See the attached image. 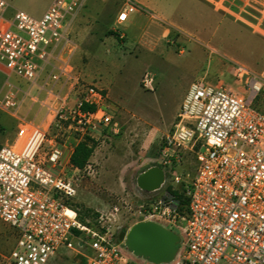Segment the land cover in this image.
I'll return each instance as SVG.
<instances>
[{
    "label": "built area",
    "instance_id": "2783aa9c",
    "mask_svg": "<svg viewBox=\"0 0 264 264\" xmlns=\"http://www.w3.org/2000/svg\"><path fill=\"white\" fill-rule=\"evenodd\" d=\"M211 3H222L231 15L232 8L264 14V0ZM84 4L53 0L41 17H34L0 0V72L5 77L0 110L18 122L15 139L0 147V221L16 233L10 252L0 253V264H48L63 248L79 264H150L114 238L103 217L85 223L70 203L77 192L64 177L70 165L64 150L118 129L108 94L83 82L71 65L75 43L69 30ZM139 10L135 0H124L116 29ZM233 77L246 94L221 82L191 86L156 159L166 175L187 151L198 162L185 193L188 211L181 213L179 202L168 195L143 220L181 237L174 261L167 264H264V112L255 105L264 74L236 66ZM15 80L35 91L26 96L44 112L48 125L20 113L22 88ZM142 85L153 90L154 77L145 74Z\"/></svg>",
    "mask_w": 264,
    "mask_h": 264
},
{
    "label": "rangeland",
    "instance_id": "374dc122",
    "mask_svg": "<svg viewBox=\"0 0 264 264\" xmlns=\"http://www.w3.org/2000/svg\"><path fill=\"white\" fill-rule=\"evenodd\" d=\"M5 1L34 17L42 14L50 2ZM151 2L164 9L181 28L163 41L154 42L155 51L148 45L146 33L157 34L158 24L142 18L128 29L117 30L106 16L104 8H110L104 0L85 3L69 30L70 39L78 46L71 65L83 74L85 83L108 94L118 124L116 133L107 130L90 141L94 153L83 170L67 166L64 177L77 192L70 203L85 221L94 223L103 217L111 234L119 239L145 219L152 205L168 196L169 188L186 192L197 175L196 157L187 151L181 163L166 175L160 190L144 192L137 185L138 176L156 166L161 145L173 129L191 84L207 75L208 85L222 81L246 94L233 77L235 67L264 74V14L248 10L246 14L232 8L231 15L223 11L222 3L213 6L204 0ZM109 31L117 35L121 32L123 38H108ZM101 45L104 54L94 59L89 51ZM145 74L154 77L153 90L143 87ZM2 80L0 75V86ZM255 105L264 112V88ZM15 128L16 123L0 111V147L7 137L13 139ZM64 141L60 136L59 143ZM70 143L73 145V141ZM173 176H178L181 183L176 184ZM15 241V231L0 221V253L10 252ZM48 264L79 263L72 252L63 248Z\"/></svg>",
    "mask_w": 264,
    "mask_h": 264
},
{
    "label": "crops",
    "instance_id": "0c3cea01",
    "mask_svg": "<svg viewBox=\"0 0 264 264\" xmlns=\"http://www.w3.org/2000/svg\"><path fill=\"white\" fill-rule=\"evenodd\" d=\"M52 1L53 0H50L49 4L45 8L44 12L42 14L38 15L37 17H41L47 11V9L49 8V6L52 3ZM88 1L89 0H85V3H88ZM104 1L107 2L108 7L110 8V10H108V8L107 9L104 8L105 11H106V16L109 19L110 23H112V26H116V20H117L118 14L123 10V1L124 0H104ZM119 1L121 2V4H118ZM135 1L137 2L138 6H139V8L141 10H139L135 14L130 15L128 21L122 27H124L125 29H128L131 25L141 21L142 18H146V19L151 20L154 23L158 24V30L159 31L157 32V34L146 33V36H148L147 43L151 47L152 51H155L157 49V46H155L153 44L154 42H156L157 40L158 41L159 40L163 41L165 38L171 36V33H172L173 30H177V31L180 32L181 28L178 25H176L169 18L170 16L167 14V12L164 9L160 8L159 6L153 4L151 2V0H135ZM204 1L206 3H208V4H210V5L212 4L211 0H207V1L204 0ZM95 5H97V4H95ZM216 11H217V9H215V12ZM77 16H78V13L74 17V19L71 21V24L77 18ZM70 28H71V26H70ZM109 32H107V34H106L107 36L106 37H108V38L109 37H114V36H110ZM101 46H95V47H93V49L91 51H89L91 56H94V59L97 58L98 56H101V55L104 54L103 46L102 47ZM77 50H78V46H77V44H75V50H74V52L72 54V58L75 57V54L77 53ZM94 54H97V55H94ZM0 75L3 78L2 82H1V86H0V93H1L4 90L5 77H4V75L1 72H0ZM79 76L81 77V79H83V74L82 73H80ZM206 78H207V75H205L204 77H202L201 80H198V81H202L205 84H207L205 82ZM15 82L17 83L18 86H20L22 88L21 89L22 90V94H20V98L22 100V104H21V107H20V110H19L20 113L23 116H25V117H27V118H29L31 120H34L36 123L48 125V123L43 121L44 118H45L44 112L40 110L38 105L33 104L32 101L30 100V98L27 97L28 96L27 94H35V91L29 90V86L23 81L15 80ZM195 82H197V81H195ZM195 82H193L191 84V86ZM221 83H223V82L221 81ZM88 84H90V83H88ZM185 98H184V100H185ZM1 112H3V111H1ZM3 113L7 114L5 112H3ZM7 115L16 123V128H15L13 139L10 140L7 137L1 143V146L6 144V143H9V142L13 141L15 139L16 135H17V130H18V122H17V120L15 118H13L11 115H9V114H7ZM100 133H102V132H99V134ZM73 152H74V150L73 151H70L68 149L64 150L63 159H64L65 162L70 163V158H71Z\"/></svg>",
    "mask_w": 264,
    "mask_h": 264
},
{
    "label": "water",
    "instance_id": "95a60500",
    "mask_svg": "<svg viewBox=\"0 0 264 264\" xmlns=\"http://www.w3.org/2000/svg\"><path fill=\"white\" fill-rule=\"evenodd\" d=\"M165 178V171L154 166L138 176L137 185L144 192H156L164 185ZM120 240L135 257L150 264H167L174 261L181 237L158 223L141 221L122 234Z\"/></svg>",
    "mask_w": 264,
    "mask_h": 264
},
{
    "label": "trees",
    "instance_id": "16d2710c",
    "mask_svg": "<svg viewBox=\"0 0 264 264\" xmlns=\"http://www.w3.org/2000/svg\"><path fill=\"white\" fill-rule=\"evenodd\" d=\"M110 36H114L118 39L119 35H117L115 32L110 31L109 32ZM91 138H86L83 142L79 143L71 158H70V164L73 168L78 169V170H83L86 165L88 164L91 156L94 153V146L90 145ZM168 195L173 196L180 204V211L181 213H186L188 211V204H189V199L186 197L185 193L186 192H179L176 190H173L172 188L168 189ZM83 222L86 223L85 220L81 218Z\"/></svg>",
    "mask_w": 264,
    "mask_h": 264
}]
</instances>
